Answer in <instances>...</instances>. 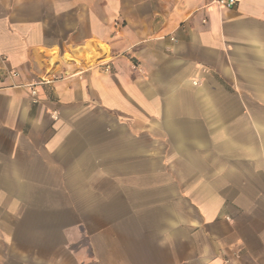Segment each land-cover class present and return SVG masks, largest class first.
<instances>
[{"label": "crops", "instance_id": "crops-1", "mask_svg": "<svg viewBox=\"0 0 264 264\" xmlns=\"http://www.w3.org/2000/svg\"><path fill=\"white\" fill-rule=\"evenodd\" d=\"M0 264H264V0H0Z\"/></svg>", "mask_w": 264, "mask_h": 264}, {"label": "built area", "instance_id": "built-area-1", "mask_svg": "<svg viewBox=\"0 0 264 264\" xmlns=\"http://www.w3.org/2000/svg\"><path fill=\"white\" fill-rule=\"evenodd\" d=\"M214 2L221 8H231L235 6L240 0H214ZM11 76H17L18 74L15 72L10 73ZM30 96L32 98V102L36 103V91L34 88H30L29 90Z\"/></svg>", "mask_w": 264, "mask_h": 264}]
</instances>
